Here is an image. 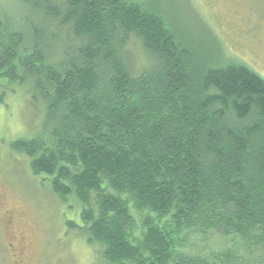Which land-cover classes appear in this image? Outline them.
<instances>
[{
	"label": "trees",
	"instance_id": "trees-1",
	"mask_svg": "<svg viewBox=\"0 0 264 264\" xmlns=\"http://www.w3.org/2000/svg\"><path fill=\"white\" fill-rule=\"evenodd\" d=\"M22 1L43 27L28 43L0 16V79L26 88L41 126L10 150L77 203L66 227L104 264H264V79L160 8Z\"/></svg>",
	"mask_w": 264,
	"mask_h": 264
},
{
	"label": "rangeland",
	"instance_id": "rangeland-1",
	"mask_svg": "<svg viewBox=\"0 0 264 264\" xmlns=\"http://www.w3.org/2000/svg\"><path fill=\"white\" fill-rule=\"evenodd\" d=\"M134 1L160 8L181 38L197 44L200 50L205 46L213 56L217 54L214 35L225 55L264 79V0ZM0 16L7 30L22 31L28 43L32 25L37 22L42 26L22 0H0ZM57 32L47 29L45 37L52 40ZM57 46L56 42L52 45ZM0 95V196L4 197L0 199V240H4L5 229L17 232L25 240L24 264H104L97 247L66 227L67 221L81 225L77 203L60 204L48 184L31 175L27 160L10 150L11 142L31 137L41 126V119L28 106L26 88L8 87L0 79ZM6 209L13 213L10 223L4 215ZM190 242L203 245L197 235L191 236ZM9 262L0 249V264Z\"/></svg>",
	"mask_w": 264,
	"mask_h": 264
},
{
	"label": "flooded vegetation",
	"instance_id": "flooded-vegetation-1",
	"mask_svg": "<svg viewBox=\"0 0 264 264\" xmlns=\"http://www.w3.org/2000/svg\"><path fill=\"white\" fill-rule=\"evenodd\" d=\"M4 197L1 195L0 199ZM5 218L7 222L10 223V220H13V213L9 210H4ZM4 240H0V249L3 255L8 256L11 259L10 264H24L23 262V253H24V243L25 240L18 235L17 232L10 233L5 229L4 231Z\"/></svg>",
	"mask_w": 264,
	"mask_h": 264
}]
</instances>
